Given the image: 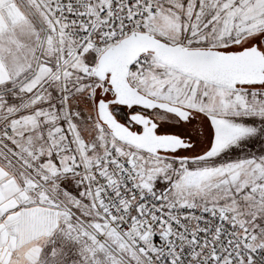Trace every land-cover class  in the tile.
Instances as JSON below:
<instances>
[{
    "label": "snow or ice",
    "instance_id": "1",
    "mask_svg": "<svg viewBox=\"0 0 264 264\" xmlns=\"http://www.w3.org/2000/svg\"><path fill=\"white\" fill-rule=\"evenodd\" d=\"M0 264H264V0H0Z\"/></svg>",
    "mask_w": 264,
    "mask_h": 264
}]
</instances>
